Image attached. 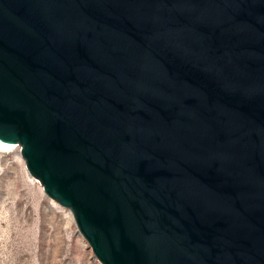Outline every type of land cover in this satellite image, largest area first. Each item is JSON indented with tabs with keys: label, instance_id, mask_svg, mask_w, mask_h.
Here are the masks:
<instances>
[{
	"label": "water",
	"instance_id": "95a60500",
	"mask_svg": "<svg viewBox=\"0 0 264 264\" xmlns=\"http://www.w3.org/2000/svg\"><path fill=\"white\" fill-rule=\"evenodd\" d=\"M0 142L101 264H264V0H0Z\"/></svg>",
	"mask_w": 264,
	"mask_h": 264
},
{
	"label": "rangeland",
	"instance_id": "374dc122",
	"mask_svg": "<svg viewBox=\"0 0 264 264\" xmlns=\"http://www.w3.org/2000/svg\"><path fill=\"white\" fill-rule=\"evenodd\" d=\"M0 264H101L72 212L29 174L19 145L0 149Z\"/></svg>",
	"mask_w": 264,
	"mask_h": 264
},
{
	"label": "bare ground",
	"instance_id": "6f19581e",
	"mask_svg": "<svg viewBox=\"0 0 264 264\" xmlns=\"http://www.w3.org/2000/svg\"><path fill=\"white\" fill-rule=\"evenodd\" d=\"M17 146H18L17 144H8V143L0 142L1 150H11V149L16 148Z\"/></svg>",
	"mask_w": 264,
	"mask_h": 264
}]
</instances>
